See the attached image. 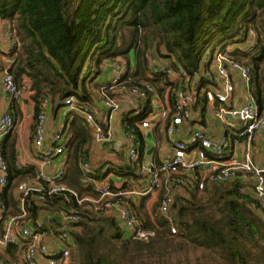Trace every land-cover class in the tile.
I'll return each instance as SVG.
<instances>
[{"label":"trees","instance_id":"16d2710c","mask_svg":"<svg viewBox=\"0 0 264 264\" xmlns=\"http://www.w3.org/2000/svg\"><path fill=\"white\" fill-rule=\"evenodd\" d=\"M250 29L255 31L251 46H236L229 53L251 68L250 89L262 111L264 0H0V42L7 43L9 30L14 31L16 39L12 49L0 46V82L5 69L19 85L28 82L26 102L31 105L34 130L45 98L54 110L62 108L63 100L70 95L80 103L92 104L90 85L99 89L107 80L104 75L100 80L99 75L118 56L131 66L136 79L158 84L165 82V77L149 75L146 55L153 51L164 56V50L194 77L200 75L202 56L209 44L247 43ZM149 100L140 114L128 119L143 118ZM10 105L13 107V103ZM63 133L66 157L62 180L80 196L95 197L83 179L88 175L99 179V169L86 173L79 166L82 158H87L93 139L84 117L67 110ZM137 135L141 149L144 143L141 134ZM16 147L14 130L0 140L8 180L0 200L10 206L5 217L17 211V183L34 173L33 166L15 165ZM125 169L129 171L130 167ZM120 172L125 173L123 169ZM161 196L153 204L151 215L140 212L141 204L129 199L141 224L155 230V236L147 242L124 237L111 215L95 212L87 202L78 205L66 200L64 195L52 197L48 206L37 209L32 205L29 217L34 220L39 208L47 209L57 200L80 211L82 220L74 232L70 264H152L155 259L161 264L168 254L183 250L185 245L211 251L213 264H264V208L245 182L234 178L203 190L176 194L169 212L176 233L170 232L171 222L160 212ZM4 255L18 264L16 245L8 246Z\"/></svg>","mask_w":264,"mask_h":264},{"label":"built area","instance_id":"2783aa9c","mask_svg":"<svg viewBox=\"0 0 264 264\" xmlns=\"http://www.w3.org/2000/svg\"><path fill=\"white\" fill-rule=\"evenodd\" d=\"M252 31L249 30L250 33ZM15 44L14 31L9 30L5 48L12 49ZM163 53L164 56H159L149 51L146 55L147 68L149 75L160 74L165 77L166 83L162 81L161 86L167 92L175 83L171 106L161 100L156 84L136 79L131 66L120 56L106 64L110 73L98 89L102 114L96 117L91 103H80L74 96H67L63 100L65 110L77 111L84 117L97 144L114 139L112 120L116 115L119 116L127 160L138 164L144 178V186L137 191H116L109 182L88 175L85 179L90 181L96 196H80L62 180L64 160L53 173L45 172L44 166L65 152L66 138L64 123H61L52 134L50 144L46 145L45 127L50 105L47 98L42 100L32 134L33 146L38 150V165L30 160L27 152L16 153L15 165L24 168L34 164V173L16 186L17 211L14 214L5 217V206L0 200V264H15L8 255H4L10 245L19 248L22 264H70L71 250L75 244L74 232L82 220L80 211L65 204L57 206L51 215L46 216V209L39 208L34 220L29 217L32 205L37 209L48 206L55 195H64L66 200L75 201L78 205L87 202L95 212L111 215L124 237L146 242L155 236V230L144 227L138 220L129 202L131 194L143 196L161 191L159 209L170 220L171 233H176V227L169 212L176 194L181 192L203 190L212 184L237 178L246 183V187L264 208V166L252 158L256 136L264 129V110H259L250 89L251 68L233 58L226 48H218L213 53L211 65L203 74L191 77L164 50ZM174 74L177 77L172 82ZM237 83L241 84L240 101L233 97ZM117 86L127 91L129 98L115 96ZM1 87L6 101L15 100L25 104L28 85H19L6 69L1 74ZM147 98L150 100L146 115L130 121L128 118L142 111L144 103L139 102H146ZM123 101L131 108V113H126L122 107ZM198 102L201 106L210 107L208 116L202 113L199 105L196 106ZM227 114L234 119L228 118ZM203 118L226 123L231 131L214 135L205 129ZM158 121L164 123L163 132L168 138L169 148L160 162L156 163L147 157L143 147L140 149L137 134ZM14 126L11 112L4 107L0 114V140L12 132ZM242 141L245 142L243 158L236 160L226 157V151L237 147ZM79 166L84 172L92 173L86 157L82 158ZM7 181V164L0 153V190L7 186ZM45 216L47 222L44 221Z\"/></svg>","mask_w":264,"mask_h":264},{"label":"crops","instance_id":"0c3cea01","mask_svg":"<svg viewBox=\"0 0 264 264\" xmlns=\"http://www.w3.org/2000/svg\"><path fill=\"white\" fill-rule=\"evenodd\" d=\"M0 46L5 47L6 46V40L5 41L1 40ZM109 73H110V68L107 66L105 72L103 73L104 77L108 78ZM176 77H177V75L174 74L173 78H172V82L175 81ZM23 83L28 85V82L26 80H24ZM156 86L158 87V89L161 93V100L168 102V104L171 106L172 102H173V91H172V89H173V87L176 86L175 83L171 85V88L168 90V92L164 88V86L163 87L161 86V82L156 84ZM240 90H241V84L237 83L235 93L239 92V94H240V92H241ZM165 92H167V94ZM91 94H92L91 95V97H92V108H93L94 112L96 111L95 116L98 117L99 113L102 114V112H103V107L100 105L99 100H98V89H93V91H91ZM171 94H172V102H170V95ZM115 96H119L121 99L129 98L128 92L125 90L119 89L118 86L115 88ZM237 99H238V101H240V97L235 98V100H237ZM6 102L7 101L5 99V93L3 92V89H2L1 84H0V114H1L2 110L4 109V107H6ZM198 105H199V102L197 103L196 106H198ZM10 106L11 105H9L10 112L11 113L13 112L14 120H15L14 131L17 134L16 153L23 154L24 152H27L30 160H33V163L38 165L36 162V160H38V157H37L38 150L33 146V141H32V134H33V128L32 127L34 125V119H33V116H32L31 110H30L31 105L28 102H25V104L22 105L20 102L14 100L13 101V107H10ZM122 107L126 110V113L132 112L131 108H129L128 104L125 101L122 102ZM126 108H128V110ZM66 111L67 110H65L64 107L57 109V110H54L53 107L52 108L50 107V111H49L50 114L47 118L46 127H45V141H46L45 143H46V145L50 144L51 136L55 132V130L59 127V125L61 123H64ZM60 112H61V116L59 118ZM213 120H215V119L206 120L205 118H203V125L205 126V129L208 132L214 133V135H218L222 132H226V131L230 132L231 131L230 126L227 125L226 123H222L218 120L219 122L216 125L215 122L213 124ZM163 125H164V123L161 121L152 123L149 128L141 130V133H140L141 137H142V141L144 143L143 152L147 155V157L152 158L156 163L160 162V160L166 155L168 148H169V141L163 132ZM112 126H113L114 131H115V137L113 140H110L111 143L97 144L93 141V139L91 142L95 143L96 145H99L101 149L107 145L112 150L117 151L118 154L120 155V154H122V152L120 151L121 146H125V148H126V145L123 143L124 142V131L120 125L118 115H116V117L113 118ZM188 128H189V125L186 129H188ZM147 131H151V133H153V135L155 136V139H156L155 149L150 154L145 152L146 148L148 147V144H147V142H145V140L143 138V135L145 136L146 135L145 133ZM228 151H229V153L226 155V157H231L232 159L234 158L236 160H241L243 158V154L245 152V142L242 141L237 147L230 148V149H228ZM86 156H87V153H86ZM252 158L256 163L264 166V129H262L256 136V139H255L254 145H253V149H252ZM56 159L57 158H55L50 163H48L46 166H44L45 172L53 173L56 170V168L61 163V162H59L58 164H56V161H55ZM87 160H88V163H89L92 170H95V169L100 170V168L102 167V164H103L102 162L104 160H106L107 164L111 163L109 165L111 167L113 166L112 169H114V167H116L118 164L119 165L124 164V166L119 168V169H123V172H125V173H122V174L124 176H126L127 178L124 181H116L114 183L112 182V184L110 183L111 186L113 187V189L116 191H123V192L124 191L125 192L137 191V190L141 189L145 184L144 178L139 177L137 175V173H135V172L133 173L131 168L129 169V171H127L125 169V167H127V168L129 167L128 163H126V161H127L126 152H125V160L126 161L125 162L123 161L121 163H118V160H116L115 158H110L109 160L104 159L102 162H101V159L98 161L96 160V161L91 162V161H89V157L87 156ZM30 162H32V161H30ZM34 164L32 166L35 169ZM127 172H129V173H127ZM97 180L105 181L101 178H99ZM21 181H19V182H21ZM83 181L85 182L86 185L88 184L91 186V183L89 180L83 179ZM2 191L3 190H0V194ZM15 195H16V188L14 189V196ZM131 195H132V199L135 201L136 205L138 203L141 204L139 211L151 215V208H152L153 204L156 201H158V198L162 195V192L156 191V192H152V193H149V194L143 195V196L133 195V194H131ZM84 196H90V195L86 194ZM91 197H94V196H91ZM145 198H147L148 200ZM59 205H65L64 200H57L55 203L51 204V206L46 209L45 215L46 216L51 215L52 212L54 211V209H56L57 206H59ZM9 208H10V206H7V207L5 206V211ZM18 263H22L21 260H19Z\"/></svg>","mask_w":264,"mask_h":264},{"label":"rangeland","instance_id":"374dc122","mask_svg":"<svg viewBox=\"0 0 264 264\" xmlns=\"http://www.w3.org/2000/svg\"><path fill=\"white\" fill-rule=\"evenodd\" d=\"M251 30H253V29H251ZM248 34H249V36H248L249 38H248L247 43L237 42L233 45L231 43L222 44V45H220L218 43L209 44L207 46V48L205 49L204 54L202 56L200 75H202L204 70L207 69L208 66L211 65L212 56H213V53L216 49H218L220 47H225L226 50H228V52H230L236 46L239 47L240 49H246L249 46H251V44L253 43L254 37H255V31L253 30L251 33L249 32ZM213 47H215L214 51H212ZM133 55H134L133 52H131L130 56L133 57ZM207 62H208V64H207L208 66H206V68H205V64ZM99 76L101 77L100 78V80H101L103 78V74L101 73ZM0 84H1V82H0ZM90 91H93V88H91V85H90ZM239 96H240L239 92H236V93L234 92L233 97L236 98ZM11 103H13V102H11V100L7 101L6 107L8 108ZM139 103L143 104V103H145V101H140ZM199 107L205 116H208L210 114L211 109L209 106L199 105ZM59 114H60L59 115V118H60L61 112ZM214 122L217 125L219 121L215 119V120H213V124H214ZM145 134L146 135L145 136L143 135V138H144L145 142H147V144H148V147L146 148L145 152L150 154L155 149L156 139H155V136L153 135V133H151V131H147ZM137 144L140 145V140H139L138 135H137ZM126 150L127 149L125 148V146H121L120 151L122 152V154L119 155L117 151L112 150L107 145L101 149L99 145H96L95 143L91 142V143H89L88 148H87V156L89 157V161H91V162L96 161V160L98 161L100 159L102 162L104 159L109 160L110 158H115L116 160H118V163H121L123 161L124 162L126 161L125 160ZM228 153H229V151L227 150L226 154H228ZM65 156H66V152L61 153V155H59L57 157V159L55 160L56 164H58L59 162H62V160L65 159ZM104 161L102 162L103 164L101 163L102 167L99 170V173H101V177H100L101 179L112 184V182L114 183L116 181H124L127 178L126 176H124L120 172L121 169H119V168L123 167L124 164L123 165L118 164L116 167H114V169H112L113 166L111 167L109 165L111 163L107 164L106 160H104ZM126 163H128V165L132 169L133 173L135 172V173H137V175L139 177L143 178V175H141V173L139 171L138 164L129 163L128 160L126 161ZM145 199H147V198H145ZM172 223H173V220H172ZM213 256L214 255L212 254V252L207 250V249L193 248V247H190V245H185L183 250L173 252V253L171 252L170 254H168L165 257V259H163V261H161V264H213V263H215V256L214 257ZM11 260L13 261V259H11ZM18 264H22V263H18ZM152 264H157V259L152 260Z\"/></svg>","mask_w":264,"mask_h":264},{"label":"water","instance_id":"95a60500","mask_svg":"<svg viewBox=\"0 0 264 264\" xmlns=\"http://www.w3.org/2000/svg\"><path fill=\"white\" fill-rule=\"evenodd\" d=\"M227 117H228V118H233L230 114H227ZM233 119H234V118H233ZM104 143H111V142H110V141H106V142H104ZM47 219H48V218L45 217V218H44V221L47 222Z\"/></svg>","mask_w":264,"mask_h":264}]
</instances>
